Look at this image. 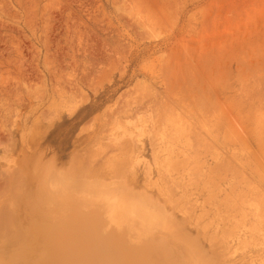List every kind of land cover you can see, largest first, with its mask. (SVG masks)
<instances>
[{"label": "rangeland", "instance_id": "1", "mask_svg": "<svg viewBox=\"0 0 264 264\" xmlns=\"http://www.w3.org/2000/svg\"><path fill=\"white\" fill-rule=\"evenodd\" d=\"M51 155L114 167L217 264H264V0H0V180Z\"/></svg>", "mask_w": 264, "mask_h": 264}, {"label": "bare ground", "instance_id": "2", "mask_svg": "<svg viewBox=\"0 0 264 264\" xmlns=\"http://www.w3.org/2000/svg\"><path fill=\"white\" fill-rule=\"evenodd\" d=\"M68 110L70 114L74 111ZM60 117L59 113L54 116ZM15 163L9 177L0 180V187L5 188L17 189L16 181L22 183L13 197L0 202V243L3 245L0 264H33L34 260L37 264H217L200 239L187 231L157 197L146 191H135L114 167L108 168V174L102 169L93 175L74 170L66 172L59 166L58 157L52 155L48 161L26 157L24 162L20 159ZM147 171L145 175L149 176ZM3 173L1 178L6 174ZM167 201L173 204L175 200Z\"/></svg>", "mask_w": 264, "mask_h": 264}]
</instances>
